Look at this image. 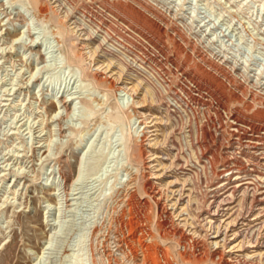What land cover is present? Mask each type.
<instances>
[{
  "label": "rangeland",
  "instance_id": "374dc122",
  "mask_svg": "<svg viewBox=\"0 0 264 264\" xmlns=\"http://www.w3.org/2000/svg\"><path fill=\"white\" fill-rule=\"evenodd\" d=\"M42 1L61 20L71 3L85 59L63 56L55 18L0 0V264H264V145L231 126L264 125V0ZM155 80L178 105L161 87L141 101ZM134 218L138 240L121 241Z\"/></svg>",
  "mask_w": 264,
  "mask_h": 264
},
{
  "label": "bare ground",
  "instance_id": "6f19581e",
  "mask_svg": "<svg viewBox=\"0 0 264 264\" xmlns=\"http://www.w3.org/2000/svg\"><path fill=\"white\" fill-rule=\"evenodd\" d=\"M30 1V4L32 5V9H34V12H35V15H36V17H37V20L39 19V20H43V21H45L46 19H48V20H52L53 21V19L55 18V20L56 21H58L60 24H62L63 26H62V29H59L58 30V34H59V36H60V39L58 40L59 41V43H60V49H62V52H63V56H65L66 57V60L69 62V64H72V63H74V64H77L78 66H80L81 64H82V62L84 61V59H85V55L83 56V55H79V51H78V48H77V46L74 44V41L73 40H71V32H72V30H69L68 28H66V24L65 23H63L62 21L64 20V19H67V16L70 14V12L73 10L72 8V6H71V3H68L67 1V3H68V10H67V12H66V15H64V19H62L61 20V17L62 16H60V14H59V12L58 11H56L57 9H55V8H53V7H51L50 8V6L49 5H46V4H44L43 3V1L42 0H29ZM72 7V8H71ZM130 13H135L136 14V16H138V18L140 17H142L143 18V15L142 14H140L139 12H134V10H131L130 9V11H129ZM35 17V16H34ZM63 18V17H62ZM99 26H100V28H102L103 26L101 25V24H99ZM69 27V26H68ZM159 29V28H158ZM69 31H71V32H69ZM97 31V30H96ZM88 32V31H87ZM56 34V33H55ZM73 34V33H72ZM94 34V33H93ZM88 36H92V32L91 33H89L88 32ZM113 38V36H112V33L110 32V30H108V29H105V33L103 34V35H101V36H99V43L97 44V46L96 47H94L93 48V50H92V54L94 55V54H97V52L99 51V49H101V48H103V46H104V44H106V42L108 43V41H110V39H112ZM195 48V47H194ZM194 51V50H193ZM90 52V51H89ZM9 53V52H8ZM112 54V53H111ZM110 54V55H111ZM88 57V56H87ZM111 59V58H110ZM120 59V58H119ZM110 61V60H109ZM117 61V60H116ZM119 61V60H118ZM117 61V62H118ZM111 62V61H110ZM135 63H136V60L135 59H133V58H129V56H127V55H124V57L119 61V70H122V71H124V70H131L132 68H133V65H135ZM212 66H214V67H218L216 64H211ZM81 69V68H80ZM83 71V70H82ZM83 72H85V71H83ZM203 72V71H202ZM184 73V72H183ZM186 74V73H185ZM189 74V73H188ZM214 74V73H213ZM102 75V74H101ZM194 75V74H193ZM202 75H204V74H202ZM96 76V75H95ZM192 76V75H191ZM181 77V76H180ZM193 77V76H192ZM96 78H97V76H96ZM100 78V77H99ZM225 78H226V80L228 79V80H230V78H231V76L229 75V73H227L226 75H225ZM234 78V77H233ZM190 79V78H189ZM192 79V78H191ZM98 80V79H97ZM184 80H186L185 78H184ZM227 80V81H228ZM100 81L102 82L103 81V79L102 78H100ZM222 81V80H221ZM97 82V81H96ZM191 82V81H190ZM103 83V82H102ZM105 83V82H104ZM165 83H166V85L165 84H162V83H160L159 81H157V80H155V82L154 83H152V82H150V81H148L147 82V86L144 88V94H143V97H142V99H141V101H143V102H145L148 98H154L155 97V95H157V93H158V87H161L163 90L162 91H165V92H167V94H168V97H169V100H171V101H173L175 104H177L178 105V103H179V99H178V97H180V95H179V92H177V91H175L173 88H172V85L170 84V83H168V82H166L165 81ZM195 83H196V81H195ZM221 83H224V82H220L219 84H221ZM230 83V82H229ZM97 84H98V82H97ZM111 84H112V87L113 88H115L116 86H115V84H114V82L113 81H111ZM222 85V84H221ZM220 85V86H221ZM224 85H226L225 83H224ZM139 86H140V83H137L136 85H132V87H128V86H120V87H118L117 89H116V91H118V92H120V95L121 96H123V93H125L124 94V96H126V95H128V94H130L131 96H134V93H136L138 90H139ZM198 86V85H197ZM224 87V86H223ZM226 87V86H225ZM190 88V87H189ZM195 88V87H194ZM224 89H226V88H224ZM228 89V88H227ZM190 90V89H189ZM189 90H188V88H183V92H186L188 95H191L190 94V92H189ZM227 91V90H226ZM242 91H244V90H242ZM116 93V92H115ZM243 93V92H242ZM255 96V95H254ZM191 97V96H190ZM189 97V98H190ZM193 97V96H192ZM236 98H239V95L238 96H235ZM185 99V98H184ZM187 100V99H186ZM255 100V99H254ZM199 101V100H198ZM67 102L68 101H64V103H66L67 104ZM200 102V101H199ZM136 103H140L139 101H136ZM187 103V107L188 108H190V110L191 111H194L193 110V107L192 106H190L191 104L189 103V101L188 102H186ZM184 104V103H183ZM132 105H133V103H132ZM132 105H128L127 106V109H132L131 107H132ZM203 105V104H202ZM188 108H186V110H188ZM179 112V111H178ZM261 114H263L264 115V110H262V112H261ZM138 119H140V118H143V114L142 113H140V112H138L137 113V116H136ZM233 119H234V117H233ZM234 121H235V124L234 125H231V126H234V130L236 131L235 133H234V135H236V136H238V139H240V140H243L244 138H247V143H245L246 145V147H249L250 148V150H252V149H254L255 151H258L262 146H260V145H264V133L262 132V131H264V125H260V126H254V125H252V124H250L249 125V127L247 128V127H245L244 129L242 128L243 126H241L242 124H244L245 123V121L243 122L242 120H240L238 117H235V119H234ZM220 122V121H219ZM140 123H142V121H140ZM223 123V122H222ZM221 125V124H220ZM219 125V126H220ZM203 126V125H202ZM223 127V126H222ZM247 128V129H246ZM234 130H232V133H233V131ZM203 131H205V134H209V132L206 130V129H203ZM252 131V135H249V132H251ZM231 132V131H230ZM255 134H259L258 136H255ZM130 138V142L131 143H133L134 142V137H132V135L130 134V136H129ZM225 140V139H224ZM223 140V141H224ZM200 141V140H199ZM229 141V140H228ZM233 141V140H232ZM226 142H227V140H226ZM225 142V143H226ZM239 142V141H238ZM237 142V143H238ZM225 143H222V144H225ZM222 144H220L221 146H222ZM226 145H227V143H226ZM232 145V144H231ZM239 145V144H238ZM244 146V147H245ZM128 147V146H127ZM200 148H202V147H200ZM126 149V152H125V154H126V156H127V159L128 160H132L133 159V157H134V155H135V153L134 154H132V152H131V147H130V149L129 148H125ZM133 149H134V147H133ZM137 149V148H136ZM135 149V150H136ZM248 151V150H247ZM205 152V151H204ZM203 152V155H205V153ZM256 153V152H255ZM202 155V156H203ZM237 155V154H236ZM229 156V155H228ZM231 157V156H230ZM226 158V157H225ZM224 158V159H225ZM226 160V159H225ZM230 160V159H229ZM229 160H227V164L229 165L231 162L229 161ZM235 160H237V159H235ZM229 161V162H228ZM241 161V160H240ZM241 164L240 165H244V164H246V162L243 164V162H240ZM209 164H211V168H212V170L214 171V166H213V163L212 162H209ZM232 164V163H231ZM215 165V164H214ZM217 165V164H216ZM224 165V164H223ZM208 166V165H207ZM219 166V165H218ZM227 166V165H226ZM233 166V165H232ZM231 166V167H232ZM231 167L229 166V167H226V169H224V173H230L231 171H230V169H231ZM241 169H243V168H241ZM211 170V169H210ZM215 172V171H214ZM214 172H212V173H214ZM221 173V172H220ZM233 173V172H232ZM216 174V173H215ZM226 175L224 174L222 177L224 178ZM75 180L73 179L72 180V185H75ZM56 193H57V191H55L54 193H53V195H56ZM138 202V201H137ZM134 203V202H133ZM141 207H144V206H146L147 204H146V202H141L140 204H139ZM72 206V205H71ZM137 206V205H136ZM177 216H179V214L177 215ZM129 221H130V219H129ZM130 223V222H129ZM141 223V222H140ZM139 222H138V219L137 218H134L132 221H131V223H130V225L128 226L127 224V226H128V228H129V230H131V231H129L128 232V234L127 235H125L126 236V238L125 239H123V240H121V241H124V242H126V243H136V241L138 240V235H137V228H139ZM126 226V227H127ZM110 229V228H109ZM134 229V230H133ZM142 231V230H141ZM121 237V236H120ZM119 237V238H120ZM184 237V236H183ZM121 245V244H120ZM130 246V245H129ZM192 245H190V247L188 248V249H185L184 251H185V253H192ZM184 251H182V252H184ZM194 251H196V250H194ZM182 254H184V253H182ZM194 254V253H193ZM199 254V253H198ZM32 255H33V257H31L32 258V264H37V262H36V260H38L39 259V257H40V255H41V252H34V253H32ZM195 256V255H194ZM221 257V256H220ZM219 257V258H220ZM152 259H154V262L156 261V258L154 257V256H152ZM5 262V261H4ZM2 263V264H5V263ZM143 263V262H142ZM147 263V262H146ZM145 263V261H144V264H146Z\"/></svg>",
  "mask_w": 264,
  "mask_h": 264
},
{
  "label": "built area",
  "instance_id": "2783aa9c",
  "mask_svg": "<svg viewBox=\"0 0 264 264\" xmlns=\"http://www.w3.org/2000/svg\"><path fill=\"white\" fill-rule=\"evenodd\" d=\"M193 240H196V239H194L192 237H188L185 240L177 242V246H178L179 252L182 253V251H184L185 249L189 248L190 245H192ZM124 248L126 249V247H124Z\"/></svg>",
  "mask_w": 264,
  "mask_h": 264
}]
</instances>
